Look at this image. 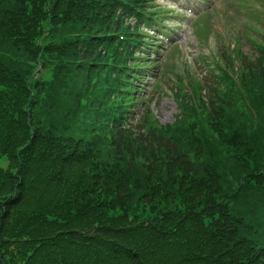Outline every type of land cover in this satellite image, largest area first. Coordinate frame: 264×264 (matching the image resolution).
Returning a JSON list of instances; mask_svg holds the SVG:
<instances>
[{"label":"trees","instance_id":"16d2710c","mask_svg":"<svg viewBox=\"0 0 264 264\" xmlns=\"http://www.w3.org/2000/svg\"><path fill=\"white\" fill-rule=\"evenodd\" d=\"M153 3L0 0V264H264V22L163 125L135 117Z\"/></svg>","mask_w":264,"mask_h":264},{"label":"rangeland","instance_id":"374dc122","mask_svg":"<svg viewBox=\"0 0 264 264\" xmlns=\"http://www.w3.org/2000/svg\"><path fill=\"white\" fill-rule=\"evenodd\" d=\"M157 4L170 9L164 17L170 38H173L182 51V56L177 55L171 58L170 52H160L156 57L157 66L166 61L169 66H175L177 73L186 75V69L198 79L205 78L207 67L203 64L199 54H209L219 47L217 36L224 37L228 44L233 43L230 39L236 32L248 30L247 25H255L256 20L250 14L251 9L257 8L258 3L251 2L248 5L240 0H157ZM210 10L211 13V34L206 38H199L196 35V22L200 21L201 14ZM194 23V24H193ZM168 46V45H167ZM250 46L243 45V51L249 52ZM159 67L150 72V79L142 84V102L136 107L135 117L140 116L146 107L150 106L154 115L161 124L173 123L180 110L177 107L172 87V80L176 79L173 71L167 69L160 73L157 79L152 76L159 74ZM163 68V67H162ZM160 87H156L158 85ZM165 93H164V92Z\"/></svg>","mask_w":264,"mask_h":264}]
</instances>
